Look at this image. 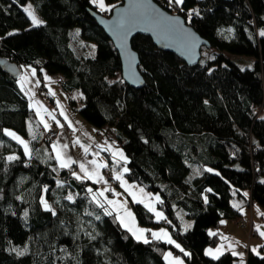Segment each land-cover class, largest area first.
Returning a JSON list of instances; mask_svg holds the SVG:
<instances>
[{"label": "trees", "instance_id": "16d2710c", "mask_svg": "<svg viewBox=\"0 0 264 264\" xmlns=\"http://www.w3.org/2000/svg\"><path fill=\"white\" fill-rule=\"evenodd\" d=\"M105 1L106 13L92 0H0V56L83 92L82 106L69 99L72 108L96 128L107 126L127 155L125 175L161 195L169 230L186 250L136 240L95 184L58 167L53 140L18 79L0 70V264H167V251L187 264H237L229 251L214 259L206 249L221 240L211 229L242 214L231 203L233 189H249L247 202L264 207V0H154L185 17L211 48L191 67L150 37H134L146 78L141 89L124 81L116 46L89 15L108 16L123 3ZM29 2L44 18L38 27L23 10ZM78 37L95 42L94 56L76 47ZM239 56L255 64L243 68ZM6 128L28 139L31 157ZM134 207L143 225L155 224L142 203ZM247 264H264V247L249 250Z\"/></svg>", "mask_w": 264, "mask_h": 264}, {"label": "crops", "instance_id": "0c3cea01", "mask_svg": "<svg viewBox=\"0 0 264 264\" xmlns=\"http://www.w3.org/2000/svg\"><path fill=\"white\" fill-rule=\"evenodd\" d=\"M23 69H25L23 75L26 77V80L22 81L21 79H18L19 87L22 93L27 96L31 110L37 114L42 125L44 126V122H47L49 125V128L47 129L44 127L46 130L45 135H47L48 130L52 128L58 130V137L51 144L54 157H56L57 148H59L66 161L69 159L74 161L70 166L74 165L77 167L75 174L86 178L98 187L97 197L106 203L113 212L118 214L121 222L123 220L122 224L124 227L131 232L136 240H144L143 238H137L140 235L138 231L139 229L147 230L143 235L144 237L150 235L152 237L151 239H155L152 236L153 232H159L163 229L168 232L171 239L174 240L176 244H179L181 248L186 250V248H184V246H182L174 237L169 228L159 225L161 219H166L163 210L159 206L161 195L147 190L139 183H134V181L127 178L125 175L126 172L121 176H124L122 180H117L116 185L112 186L109 184V175L116 178V175L114 174L115 169L124 170V168H127L125 164L127 162V155L121 147H115L111 153L112 155L106 154L104 156L101 155L99 151L95 150V146L100 142V134H102L103 131H107V126L102 129L96 128L82 116L81 112L72 108L69 99L73 98L77 102L81 101L83 104V92L80 89L68 92L63 90L60 85L61 78L58 76L39 78L37 77L36 71L35 75H33V70H30L28 66L24 65ZM22 83L23 88L21 87ZM52 93H55V95ZM77 141H79V143H77ZM54 145L57 147L54 148ZM85 148L88 149L87 153H85ZM121 151L126 159L120 158L118 153ZM9 155L10 154H8L7 157H9ZM56 160L57 166L61 167L60 161L58 159ZM93 161L96 163H92ZM81 164L85 165L87 173L91 174L98 171L99 176L87 175L85 171L81 170ZM101 164L106 166L97 168V165ZM141 189L143 192H141ZM234 192L236 193L233 195L231 203H233V206L238 208L240 213H242L239 217L246 221L247 226L244 227L236 223L235 219L225 218L223 220L224 223H222L220 228L211 230L213 233H219V236H221L220 243L216 245V247L209 248L216 249L220 245H224L223 253L229 251L231 253L235 252L242 254L235 255L238 257L237 264H247L249 250L255 249L256 251H259L264 247V236L260 235V232H264V207L259 203L247 202L251 197V191L249 189L242 190L241 193L235 189ZM101 193H103V195H100ZM116 193H119V195H116ZM132 193H135V197H133ZM156 197H159V200H157ZM108 200L115 201L116 203L108 204ZM138 203H142L144 207L152 212L155 217L154 225L145 226L137 218L134 205ZM121 205H123V207H121ZM148 205L155 208L156 212H161L163 218L158 219L155 212L151 211ZM128 211L131 212V217L127 216ZM188 223L189 222H187V224ZM251 225L253 228L252 235L250 234ZM134 232L136 233L135 235ZM224 237H227V239H224ZM161 240L167 242L166 239ZM173 245L175 246V244ZM209 248L206 249V252ZM177 249L180 250V248ZM169 253H171V257L168 256ZM207 256L213 258L210 255ZM174 258H179L183 261V264H187L186 260L181 256H178L174 251H167L164 256L167 264H171V261Z\"/></svg>", "mask_w": 264, "mask_h": 264}, {"label": "water", "instance_id": "95a60500", "mask_svg": "<svg viewBox=\"0 0 264 264\" xmlns=\"http://www.w3.org/2000/svg\"><path fill=\"white\" fill-rule=\"evenodd\" d=\"M202 2L204 0H196ZM233 1V0H224ZM110 15L89 9V15L101 26L116 46L121 58V76L131 87L141 89L146 78L140 70V56L133 48L132 40L138 35L151 38L158 49L177 54L185 64L193 67L202 58L203 48H211L210 42L196 31L186 18L172 14L154 0H122ZM121 25L124 29H121ZM22 68L0 56V70L19 79Z\"/></svg>", "mask_w": 264, "mask_h": 264}, {"label": "snow or ice", "instance_id": "6c2138e0", "mask_svg": "<svg viewBox=\"0 0 264 264\" xmlns=\"http://www.w3.org/2000/svg\"><path fill=\"white\" fill-rule=\"evenodd\" d=\"M169 2L172 3L173 0H169ZM174 2H175L177 5H182V4L184 3V0H174ZM92 3H93V4H97V5L100 7L101 10H104V11L110 10V9L105 5V0H92ZM23 10H24V12L27 14V16L30 18L31 23H32L33 26L38 27V26H40V25H42V24L44 23V21L40 20V19L37 17V15L35 14V12H34V10L32 9V6H31V5H28V6L25 7ZM194 11H195V10H194ZM196 14L198 15L199 13L197 12ZM191 15H192V13L190 12V13H189V16H191ZM121 29H122V30L124 29V26H123V25H121ZM260 35H261V36H264V31H261V32H260ZM32 74L35 75V70H34V69H33V73H32ZM21 80H22V81H25V80H26V77H21ZM21 87L23 88V83L21 84ZM52 94L55 95V93H52ZM53 119H54V117H53ZM44 127H45L46 129L49 128V125L47 124V122H44ZM6 132H7V135L11 136L14 140H17L20 144H22V145L24 146V151H25V153H26L27 155H29V157H31V153H30V150H29V148H28V144H27V142H25L21 137H19V136H18L16 133H14V132L7 131V130H6ZM34 138H35V137H34ZM77 143H79V141H77ZM53 147L56 148L57 146L54 145ZM65 147H66V146H65ZM87 151H88V149L85 148V153H87ZM118 154H119V156H120L121 159H126V157H124V154H123L122 151L119 152ZM7 159H8L9 161H12V160L18 159V157H15V156H9V157H7ZM56 159H58V160L60 161V166H61V167H69L71 163H74V161H72L71 159H69V160L66 161V160L63 158V154L61 153V151L59 150V148H57ZM92 163H96V162L93 161ZM105 166H106V165H102V164H101V165H97V168L105 167ZM80 168H81L82 171H85L86 174L89 175V176H91V175L99 176L98 171L95 172V173H91V174L87 173V170L85 169V165H84V164H81V165H80ZM123 171H124V172H127L128 169H127V168H124ZM208 171L211 172L212 169H208ZM74 175H75V174H74ZM77 178H79V176H77ZM116 179H117V180H121L122 178H121L120 175H117V176H116ZM122 184H123V182H122ZM209 191H211V190L209 189ZM141 192H143L142 189H141ZM100 195H103V193H101ZM116 195H119V193H116ZM132 195H133V197H135V193H132ZM245 195H246V194H245ZM67 198H68L69 200H72V196H68ZM93 199L95 200L96 197L94 196ZM156 199L159 200V197H156ZM107 202H108V204H114V203H116L115 201H112V200H108ZM137 202H142V201H137ZM97 203H99V201H97ZM99 206H100L101 208L104 207L103 204H99ZM46 207H47V205H46ZM121 207H123V205H121ZM148 207L150 208L151 211H154V212H155V214H156V216H157L158 219L163 218V214H162L161 212H156L155 208H152L151 205H148ZM127 216H128V217H131V216H132V214H131L130 211L127 212ZM97 218H99V217H97ZM122 222H123V220H122ZM222 223H224V222L222 221ZM125 226H127V225H125ZM258 228H259V226H258ZM130 230H131V229H130ZM138 231H139L140 235H139L137 238H138V239L143 238V239H144V242H145V243H148L147 238H145L144 235H143L144 232L147 231V230H145V229H139ZM135 234H136V233L134 232V235H135ZM209 234H210V235H217V233H213V232H210ZM260 235H261V236H264V232H260ZM152 236H153L155 239H157V240L166 239L167 243H169V244H175V246H176L177 248H180V250H181L182 252H184V249L181 248L179 244H176V242H175L174 240L171 239V237H170V235L168 234L167 231H165V230L162 229V230H160L159 232H153V233H152ZM224 239H227V237H224ZM223 249H224V245H220V246L217 247L216 249L209 248V249L207 250L206 254L212 256L214 259H219V258H220V255L223 254ZM253 251H256V250L253 249ZM257 254H259V253H257ZM185 255L190 256L191 254L185 252ZM233 255H242V254H238V253L233 252ZM168 256L171 257V253H169ZM166 258H167V257H166ZM171 264H183V261L180 260L179 258H174V259L171 261Z\"/></svg>", "mask_w": 264, "mask_h": 264}, {"label": "rangeland", "instance_id": "374dc122", "mask_svg": "<svg viewBox=\"0 0 264 264\" xmlns=\"http://www.w3.org/2000/svg\"><path fill=\"white\" fill-rule=\"evenodd\" d=\"M28 5H31L32 6V9L34 10V12H35V14L37 15V17L40 19V20H42V21H44V18L43 17H41L40 16V14H39V12H38V10H37V8H36V6H34V4H33V2L31 3V2H29V3H27L25 6H24V8L25 7H27ZM96 6H98L97 4H95ZM105 5L110 9L111 8V6H110V4H108V3H106V1H105ZM98 10L99 11H101L102 13H106L107 11H104V10H101L100 9V7L98 6ZM33 26V25H32ZM75 45H76V47H78V48H80V50H81V52H83L85 55H86V57H88V56H94L95 54H96V50H97V47L95 46V42L93 43V42H90V41H83V40H81L79 37L78 38H76V41H75ZM235 61L236 62H238V64L239 65H241L243 68H251L254 64H255V59L253 58V57H247V56H239V57H237V58H235ZM30 70H33L32 68H30V67H28ZM24 70L25 69H23L22 68V72H24ZM46 76H51L49 73H45L44 74V77H46ZM21 77H24V75H23V73H22V75H21ZM21 77L19 78V79H21ZM80 103V106L82 105V102L81 101H79ZM262 115H263V117H264V111H263V113H262ZM6 130L7 131H11V132H14V133H16L19 137H21L25 142H27V144H28V148H29V150H30V152H31V147H29V141H28V139H26L25 137H23L21 134H19L17 131H15V130H13V129H10V128H6L5 129V132H6ZM6 134H7V132H6ZM9 136V135H8ZM9 137H11V136H9ZM15 141H17V140H15ZM99 141H101V139L99 140ZM22 145V144H21ZM2 146V144H1V142H0V147ZM23 146V145H22ZM24 147V146H23ZM101 155H106V154H101ZM9 156H16L15 154H10ZM102 156V157H103ZM115 172H114V174L117 176V175H120V176H122L125 172H123V169H115L114 170ZM121 178H124V176L123 177H121ZM122 180V179H121ZM135 183V182H134ZM233 195H235V193L236 192H234V189H233ZM43 201V203H44V205H45V207H46V205H47V207H50V208H52V205H50L46 200H42ZM181 215H184V213H182ZM185 220L187 221V222H189L188 223V225L189 226H191V227H193L192 225H193V222L191 221V220H187L186 219V217H185ZM236 223H238V221L236 220L235 221ZM238 224H240V223H238ZM240 225H242V224H240ZM243 226V225H242ZM247 226V225H246ZM246 226H244V227H246ZM211 230H213V229H211Z\"/></svg>", "mask_w": 264, "mask_h": 264}, {"label": "built area", "instance_id": "2783aa9c", "mask_svg": "<svg viewBox=\"0 0 264 264\" xmlns=\"http://www.w3.org/2000/svg\"><path fill=\"white\" fill-rule=\"evenodd\" d=\"M48 138H50L51 140H55L58 137V130L56 128H52L50 130H48L47 135ZM100 139L101 141L99 142L98 145L95 146V150L99 151L100 154H107V155H112L111 153L113 152L114 148L117 147V143L115 142V137L111 135V133H109L108 131H103L102 134H100ZM70 172L75 173L77 167L74 165L69 166ZM109 184L110 185H116L117 183V179L114 178L113 176L109 175ZM236 220L238 221V223L242 224L243 226H246L247 223L246 221L241 218L238 217L236 218ZM159 225L170 228V224L166 219H161V221H159ZM253 233V228L252 225L250 227V234L252 235ZM147 240H151V236L150 235H146Z\"/></svg>", "mask_w": 264, "mask_h": 264}]
</instances>
